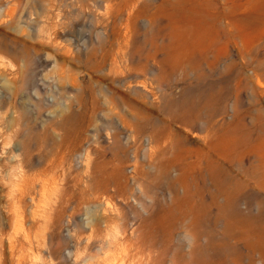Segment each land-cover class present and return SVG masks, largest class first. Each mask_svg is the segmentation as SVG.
Wrapping results in <instances>:
<instances>
[{"label": "rangeland", "instance_id": "rangeland-1", "mask_svg": "<svg viewBox=\"0 0 264 264\" xmlns=\"http://www.w3.org/2000/svg\"><path fill=\"white\" fill-rule=\"evenodd\" d=\"M136 1L110 12L102 0H0V264H151L166 247L177 264H235L234 250L245 264L251 238L224 235L239 217L209 196L225 174L202 159L208 129L173 114L194 108L202 123L197 103L212 94L225 108L214 131L240 118L264 130V0ZM157 133L169 156L185 151L168 178L151 165Z\"/></svg>", "mask_w": 264, "mask_h": 264}, {"label": "bare ground", "instance_id": "bare-ground-1", "mask_svg": "<svg viewBox=\"0 0 264 264\" xmlns=\"http://www.w3.org/2000/svg\"><path fill=\"white\" fill-rule=\"evenodd\" d=\"M102 1L105 3V8L110 12L124 11L123 7L129 4L133 8L137 3L136 0ZM233 1L234 0H228L230 3ZM133 15V19H137V14ZM222 35L223 32L220 29L212 31L210 42L205 46V52L207 54H212V59L206 62L207 70L209 71H214L219 61V49H217V46L219 45V39ZM230 67L232 66L230 65ZM124 69L128 70L130 68L126 65ZM215 74H217V72ZM154 75L158 83H164L168 80L171 73L164 69H160L154 73ZM198 77L202 78L203 76L199 75ZM138 85V82H135V87ZM246 87L247 85L242 88ZM211 95L212 94H207L205 98H201L200 102L197 103L198 106L202 104V109L207 112V115L202 117V123H199L201 120L200 113L194 110V108L190 109L188 112H184V115H186L184 117H176L174 114L173 117L178 118L183 125L191 128L196 127L199 130L200 125L205 126L204 128L207 127L208 130L206 132L208 141L206 143V148L200 150L202 159L205 160L208 171L223 173L225 174V179L211 180L210 176L207 174L210 179L209 181L212 182L213 189L211 191L210 188L206 186L204 190L208 192L211 191L209 196L213 204H216L219 198H222L224 201L222 204L217 205L218 212L224 214V212L226 213L228 210L232 212L229 214L231 217H239L233 222L229 221V224L226 223L222 232L226 236L230 235L233 237L234 235L251 238L252 244L249 246V253L246 257L247 260L245 264H254V257L258 251H260L259 254L264 256V130L260 126L256 129L259 133L253 135L250 128L249 131L245 130L244 118H240L232 129L229 128L221 133H217V130H214L219 124L215 121V118L223 114L225 108L224 102H221L220 99L213 100ZM253 110H255V108H253ZM188 116L190 117L188 118ZM236 128H238V131H241V133L235 134ZM152 139L153 157L151 158V165L156 168L158 176L168 178V170L174 163L181 162V167H183L184 163L186 164L185 154H182L185 151L181 153L179 151L178 154L169 156V148L167 147L170 140L169 134L157 133L153 135ZM184 166H187V164ZM102 188L106 189V185L102 186ZM145 189H148L147 185ZM241 205H243V208ZM254 208L262 209L261 213L259 212L257 215H252V210ZM242 211L246 212V215H244ZM220 217L222 218L221 214ZM191 218V221H188V223L190 222L189 228L192 231V241H194L193 249L197 250L200 246L198 242L205 236V231L202 228L199 216ZM186 219L187 218H185V220ZM188 223L186 226H189ZM213 224L215 225V223ZM234 251L236 255L234 260L231 259V262L235 261V264H244L242 255H240L237 250ZM168 255L170 256V264H177L176 262H179L178 259L182 258L180 252H171L167 247L160 250L151 248L148 257L149 260H151V264H165Z\"/></svg>", "mask_w": 264, "mask_h": 264}]
</instances>
